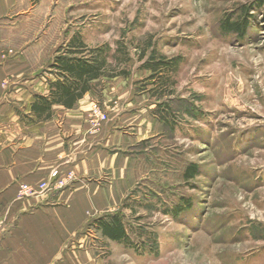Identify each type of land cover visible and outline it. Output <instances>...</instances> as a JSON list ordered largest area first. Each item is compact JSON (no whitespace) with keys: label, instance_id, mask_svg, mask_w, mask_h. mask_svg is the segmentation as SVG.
I'll use <instances>...</instances> for the list:
<instances>
[{"label":"rangeland","instance_id":"374dc122","mask_svg":"<svg viewBox=\"0 0 264 264\" xmlns=\"http://www.w3.org/2000/svg\"><path fill=\"white\" fill-rule=\"evenodd\" d=\"M259 1L50 0L59 37L51 42V63L79 36L91 50L107 49L118 70L129 71L95 82V96L82 111L89 128L95 130L90 117L98 107L116 116L112 109L117 94L124 95L122 80L138 86L134 100L141 107L148 104L152 115H164L163 130L131 151L138 159L137 180L122 200L113 198L112 175L87 177L106 192L88 202L87 226L67 252L85 250L89 264H264V5ZM246 10L245 35L224 29L227 17L241 18ZM151 58L174 68L150 79L153 71L143 64ZM50 65L45 76L55 80ZM110 92L116 96L105 95ZM75 107L63 116L73 111L76 116ZM191 164L200 166L194 178L186 175ZM76 178L69 172L63 182L50 180V187L37 190L69 187ZM115 213L123 216L128 240H112L98 227V219Z\"/></svg>","mask_w":264,"mask_h":264},{"label":"crops","instance_id":"0c3cea01","mask_svg":"<svg viewBox=\"0 0 264 264\" xmlns=\"http://www.w3.org/2000/svg\"><path fill=\"white\" fill-rule=\"evenodd\" d=\"M49 2L0 0V264H89L85 250L67 252L88 221V202L106 192L87 177L112 175L113 198L122 200L137 180L133 147L156 135L158 128L163 130L151 106L143 108L134 100L138 86L125 80L120 87L123 96L105 94L117 97L112 107L117 114L98 129L89 128L82 112L88 110L94 89L74 105L76 116L75 111L63 116L74 107L59 104L46 119L28 116L35 96L50 91L45 69L59 37ZM20 106L26 115L16 111ZM125 132L129 144L123 139ZM69 172L77 176L72 186L19 195L22 183L38 185Z\"/></svg>","mask_w":264,"mask_h":264},{"label":"trees","instance_id":"16d2710c","mask_svg":"<svg viewBox=\"0 0 264 264\" xmlns=\"http://www.w3.org/2000/svg\"><path fill=\"white\" fill-rule=\"evenodd\" d=\"M259 5H264V0H260ZM246 14H248L247 10L244 11L241 18L231 20L227 17L223 22L224 29L245 35L250 17ZM69 46L64 55L57 54L55 56L50 67L55 71L57 77L50 81V91L47 95L35 96L28 116H35L38 120L46 119L52 116L53 106L56 104L69 109L73 108L77 101L94 89L96 81L107 77L128 76L129 74L125 68L118 70L117 67L109 63V52L105 48L91 50L79 36L73 38ZM128 55L126 52V61H128ZM169 64L171 62L164 59L155 62L151 58L143 64V67L153 71L149 78L154 79L155 75L164 69L173 70L174 67ZM162 116L164 115L161 114L159 117L163 118ZM164 122L166 123L165 120ZM199 173L200 166L197 164H191L186 171L188 178H194ZM98 223V227L104 236L116 241L129 239L123 216L120 213L111 214L107 218H100Z\"/></svg>","mask_w":264,"mask_h":264},{"label":"built area","instance_id":"2783aa9c","mask_svg":"<svg viewBox=\"0 0 264 264\" xmlns=\"http://www.w3.org/2000/svg\"><path fill=\"white\" fill-rule=\"evenodd\" d=\"M98 108H99V110L97 109V112H98L97 116H91L90 117V119L92 121H94L92 125L94 126L95 129L100 128L102 126V124L109 119V116H107L106 113L100 109V107H98ZM71 175L72 174L70 173L69 176H71ZM62 178H64V177L59 176V177H56L52 180H53V182H63ZM53 182L52 181H42L38 185H33L30 183H23L20 186L19 195L22 197L33 195V194L38 192L37 189L48 188L52 185Z\"/></svg>","mask_w":264,"mask_h":264}]
</instances>
